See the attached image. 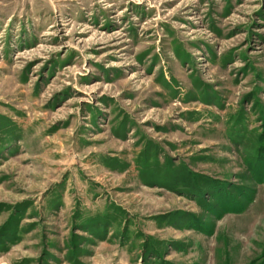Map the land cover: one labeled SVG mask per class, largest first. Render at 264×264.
<instances>
[{
    "label": "rangeland",
    "instance_id": "obj_1",
    "mask_svg": "<svg viewBox=\"0 0 264 264\" xmlns=\"http://www.w3.org/2000/svg\"><path fill=\"white\" fill-rule=\"evenodd\" d=\"M0 264H264V0H0Z\"/></svg>",
    "mask_w": 264,
    "mask_h": 264
}]
</instances>
